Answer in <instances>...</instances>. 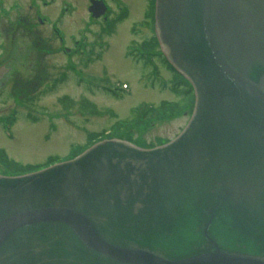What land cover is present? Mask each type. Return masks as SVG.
Returning <instances> with one entry per match:
<instances>
[{"label":"water","instance_id":"1","mask_svg":"<svg viewBox=\"0 0 264 264\" xmlns=\"http://www.w3.org/2000/svg\"><path fill=\"white\" fill-rule=\"evenodd\" d=\"M155 32L186 128L0 176V264H264V0H155Z\"/></svg>","mask_w":264,"mask_h":264},{"label":"rangeland","instance_id":"2","mask_svg":"<svg viewBox=\"0 0 264 264\" xmlns=\"http://www.w3.org/2000/svg\"><path fill=\"white\" fill-rule=\"evenodd\" d=\"M107 2L105 21L91 17L89 0H0V68L7 69L0 76V150L20 166L41 169L67 161L81 154H71L74 148L85 150L116 134L115 125L129 123L140 104L179 100L158 61L164 89L150 76L152 69L143 70L130 54L156 38L146 17L154 0ZM19 27L27 37L17 33ZM103 87L118 90V97ZM63 97L69 99L65 104ZM86 102L96 114L85 110ZM190 103L173 115L162 111L150 122L122 129L141 148L169 143L186 127L194 99ZM13 113L7 133L4 120Z\"/></svg>","mask_w":264,"mask_h":264},{"label":"trees","instance_id":"3","mask_svg":"<svg viewBox=\"0 0 264 264\" xmlns=\"http://www.w3.org/2000/svg\"><path fill=\"white\" fill-rule=\"evenodd\" d=\"M150 20V26L153 29V19H152V10L150 11V16H146ZM132 56L134 59L141 63L143 66V70H149L152 69V72H150V76L155 80V81H160L159 85L161 89H164L166 86V82L163 80L158 79V62L161 64V67L170 74L171 76V81H170V91L174 92L177 94L179 97V100L175 104H163L161 106H151L147 104H142L139 105L137 108H134L131 113V119L128 122L124 121L121 123H125L123 126L120 125H115L116 127V134H112L109 136V139H119L122 141H127L131 142L127 133L123 131V127H130L133 124H136L138 122H150L153 119L157 118V116L160 115V112H168L170 115H173L175 112L181 111L182 108L188 105V103H192L194 99V94L193 91L190 87V85L180 76L178 75L174 69L167 63L165 58L161 55V52L159 50V45L157 43L156 38L151 39L150 41L144 42V45H140L137 47L136 51H134ZM158 61V62H156ZM151 79V84H153L155 81ZM161 79V78H160ZM104 91L112 94L113 96H117V93L114 91L110 90L109 88H104ZM69 99L67 97H63L60 101L65 104ZM190 103V104H191ZM86 106L85 110H91L93 113H97L95 106L92 104H89L88 102L84 103ZM14 122V118L11 117L6 120V124L11 126ZM129 124V125H128ZM121 134V135H120ZM125 136H123V135ZM85 147H76L74 148L71 154H79L84 151ZM152 148V147H150ZM77 155L72 156L73 159ZM52 161V160H51ZM49 161L48 163H50ZM55 163V162H54ZM53 162L50 164H54ZM49 166V165H47ZM45 166V167H47ZM0 167L3 169V174L11 177H16V176H22L26 175L35 171H38L40 169H37V167H32V166H20L19 164L15 163L14 161L10 160L7 158L6 154L4 151L0 150Z\"/></svg>","mask_w":264,"mask_h":264},{"label":"flooded vegetation","instance_id":"4","mask_svg":"<svg viewBox=\"0 0 264 264\" xmlns=\"http://www.w3.org/2000/svg\"><path fill=\"white\" fill-rule=\"evenodd\" d=\"M102 1H103L104 4L107 6V14H106V16H107V15L109 14V9H110V8H109V3L107 2V0H102ZM44 5H46V4H44ZM121 12H123L124 14H127L126 8L123 7ZM123 16H124V15H123ZM124 17H125V16H124ZM106 19H107V18H105V19L103 18V20H105V21H106ZM22 28H23V27H22ZM22 28L19 27L18 29H20V30H17V33H20V31H21ZM21 32H22V35H23L24 37H27V32H24V31H21ZM56 34L58 35V32H57V31H56ZM59 40H60L61 43H64V41H63L64 39H63V38L60 37Z\"/></svg>","mask_w":264,"mask_h":264}]
</instances>
